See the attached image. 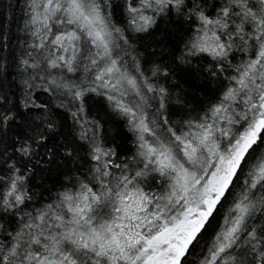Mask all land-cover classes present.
<instances>
[{
    "label": "snow or ice",
    "instance_id": "6c2138e0",
    "mask_svg": "<svg viewBox=\"0 0 264 264\" xmlns=\"http://www.w3.org/2000/svg\"><path fill=\"white\" fill-rule=\"evenodd\" d=\"M25 4V31L40 41L30 46L42 49L52 36L48 43L62 53L45 57L47 67L75 72L87 60L84 70L92 75L80 83L45 80L28 73L37 62L22 59L27 74L13 100L4 87L0 29V264H188L229 197L230 210L200 264H264V226L248 225L264 216V194L256 196L264 193V0ZM53 25L72 27L53 33ZM126 32L146 34L154 44L160 59L150 76L135 55L133 72L114 57L113 49L123 52L119 41L128 44ZM37 81L60 102L42 100ZM212 84L222 91L201 110L192 108L188 97ZM93 96L106 102L111 115H104L119 117L134 135L130 159L119 161V130L101 135L106 122L91 117ZM151 99L159 104L149 115ZM173 103L195 116L173 127L167 113ZM164 125L167 137L159 131ZM150 172L166 179L163 193L141 186ZM53 173L60 188L54 200L40 203ZM240 248L246 251L235 254Z\"/></svg>",
    "mask_w": 264,
    "mask_h": 264
},
{
    "label": "trees",
    "instance_id": "16d2710c",
    "mask_svg": "<svg viewBox=\"0 0 264 264\" xmlns=\"http://www.w3.org/2000/svg\"><path fill=\"white\" fill-rule=\"evenodd\" d=\"M26 13L27 8L25 4V0H0V29H2L4 36L6 37V45L3 56V63L7 66V79L5 81L4 87L5 90L10 94L13 100H16L21 94V79L27 74L21 70L20 64L22 59H28L31 63L35 61L38 63L39 67L36 69H28V73L30 74H38L40 77H44L45 80L57 79L61 78L70 83H80L81 81L86 80L87 77L92 75L91 72H85L84 65L88 64L87 60H84L81 66L75 72H68L64 68H49L47 67V61L45 57L48 56H58L61 53L60 50L56 49V46L48 43L53 37L49 36L48 39L44 42V48L35 49L30 45L35 42L39 43L40 41L33 37L30 32L25 31V23H26ZM114 21L117 26L125 27L124 17L121 13H114L113 16ZM72 26H63V25H53V33L57 30H64L65 28L70 29ZM125 35L128 37V44H124L123 41H119V43L123 47V52L120 49H113L114 57L123 65L122 70H127L129 72H133L137 67L136 64L133 63L132 56L135 55L139 61V67L143 69L145 75L150 76L151 64L153 61H158L160 59L159 56H153L152 52L154 49V44L143 37L146 34L126 32ZM82 49L80 55H83L84 45L83 42H80L79 45ZM91 47V45H88ZM135 49V52H133ZM94 51V49H93ZM158 51V50H157ZM31 53V55H29ZM119 53V55H116ZM67 55V54H65ZM79 59V57H78ZM171 56H166L164 58V62L170 63ZM89 68L91 66L89 65ZM51 74V75H49ZM227 75V73L225 74ZM223 79V78H222ZM40 87L37 88L41 99L44 101H51L53 105H56L60 102V98L52 93L43 92L44 87H48L47 83H41ZM164 83V81H161ZM228 82L225 81V84ZM166 86L171 87V83L169 82ZM187 87V86H185ZM222 91L220 87L216 84L210 85L205 90L198 92L193 96L188 97V102L192 108H195L197 111L206 107V104L209 100L215 98L219 92ZM148 96H153V93H148ZM128 99H134V95H130ZM97 101L100 104H104V111L102 112L100 109V104H97ZM67 103V100H65ZM91 107V117L93 118H102V122H106L104 124V130L101 132V135H106L111 138L117 130H119L122 135L118 137L115 141L116 144L119 145L117 151L120 153L119 161L128 160L131 156L136 152V141L134 135L127 130L124 126V122L116 116H112L111 119L108 116L104 115V112H109L110 110L106 107V102L102 100L101 97L93 96L89 101ZM149 104L151 108H148L149 115L155 111L158 107L159 100L151 99L149 100ZM239 110V109H237ZM63 112V109H61ZM168 119L173 127H176L180 124L182 120L188 119L190 116H195V112L189 113L188 110L182 108L181 106L170 104L168 109ZM162 124V121L160 122ZM70 127L69 124L64 128V131H68ZM167 125H164L159 131L162 136L167 137L170 135L167 131ZM82 156L85 153H81ZM117 161V162H119ZM135 171V168L132 169ZM243 179V177H241ZM141 186L145 191L150 194H161L166 190L167 181L164 177H161L158 173H148L144 178H142ZM44 199L40 201V203H46L55 199L57 191L60 188L59 178L55 173H53L44 183ZM241 191V187L238 184L237 187L233 190L234 194H239ZM262 193L259 190H256V196H259ZM232 203V197L224 203V207H222L219 212L216 214V218L211 222V225L208 227L207 232L204 234L203 238L200 240L199 244L195 247L192 254L187 258L188 264H200L203 256L207 252L208 246L212 243V239L217 231H219L220 226L224 222L225 216H227L228 211L230 210V205ZM249 227L256 226L259 228L260 226H264V216L256 215L255 218L249 219L248 221ZM235 254L239 255L246 251L244 248L234 249ZM248 259H251L249 256Z\"/></svg>",
    "mask_w": 264,
    "mask_h": 264
}]
</instances>
